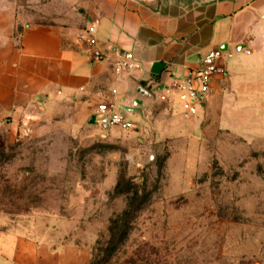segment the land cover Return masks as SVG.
<instances>
[{"label":"crops","instance_id":"crops-1","mask_svg":"<svg viewBox=\"0 0 264 264\" xmlns=\"http://www.w3.org/2000/svg\"><path fill=\"white\" fill-rule=\"evenodd\" d=\"M90 37L111 57L117 49L130 51L140 68L118 74L111 61H94L87 51ZM215 49L224 53L223 74L197 123V165L190 174L198 170L201 143L212 132L259 140L264 126V0H0V133L14 142L27 130L46 128V122L64 112L74 127L122 132L101 126L96 109L104 101L128 108L130 79L158 94L146 115L142 112L145 119L158 104L172 112L171 122L179 121L183 103L174 96L159 101L165 93L155 87L172 86ZM131 111L137 115L141 109ZM90 194L81 189L70 202L76 208L72 217L54 216L57 224L45 225V230L69 229L65 243L4 230L7 218L0 216V264H89L91 246L72 242L69 235L82 222V204Z\"/></svg>","mask_w":264,"mask_h":264},{"label":"rangeland","instance_id":"rangeland-1","mask_svg":"<svg viewBox=\"0 0 264 264\" xmlns=\"http://www.w3.org/2000/svg\"><path fill=\"white\" fill-rule=\"evenodd\" d=\"M146 107L130 115L129 131L74 127L64 112L14 142L0 133V216L29 237L65 243L69 229L45 225L74 212L70 202L81 189L92 192L82 204L86 216L69 235L91 246L92 262L101 233L108 240L109 218L126 207L115 193L126 172L136 183L146 178L154 192L105 264H264V126L253 142L212 132L190 174L203 107L193 116L178 113L175 122L158 104L145 119Z\"/></svg>","mask_w":264,"mask_h":264},{"label":"built area","instance_id":"built-area-1","mask_svg":"<svg viewBox=\"0 0 264 264\" xmlns=\"http://www.w3.org/2000/svg\"><path fill=\"white\" fill-rule=\"evenodd\" d=\"M94 32V25L90 28ZM88 53L94 61L109 60L112 63L113 69L116 73L123 72L131 75L135 70L140 68V64L134 61L133 54L130 51H121L119 49L113 51V57L109 53L102 52L97 47V40L90 37L88 40ZM247 53H250L248 50ZM224 53L220 49H215L205 55L201 61V65L196 70H191L181 80L173 83L172 86L166 89L155 87V90L163 92L160 97L164 102H170L171 97L177 99L184 105V113L187 116L196 115L199 107H203L209 97L214 93V82L219 75L223 74V68L220 61ZM155 98L156 95L154 94ZM96 114L99 117V124L105 128L110 129L118 127L123 131L132 130L135 123L131 120L130 115L126 109L114 101H104L97 106Z\"/></svg>","mask_w":264,"mask_h":264},{"label":"trees","instance_id":"trees-1","mask_svg":"<svg viewBox=\"0 0 264 264\" xmlns=\"http://www.w3.org/2000/svg\"><path fill=\"white\" fill-rule=\"evenodd\" d=\"M143 85H146L145 83ZM164 159H162L157 166L160 172L165 168ZM135 177H128L126 172L119 174L117 179V185L115 188L116 196L126 198V207L120 213H113L109 218V224L107 227V233L109 235L108 240H104L105 233H101V240L95 247L94 260H90L89 264H105L110 262L112 257L115 256L122 244L129 238L130 231L134 221L140 215V212L144 209L147 203L151 200L154 191L148 188V181L143 178L141 183H136ZM56 206L61 205L60 203ZM73 211L66 213H60L58 217H72ZM86 210H84V216ZM4 230H13L10 226L5 224L2 226ZM93 254V252H92ZM103 255V256H101Z\"/></svg>","mask_w":264,"mask_h":264},{"label":"water","instance_id":"water-1","mask_svg":"<svg viewBox=\"0 0 264 264\" xmlns=\"http://www.w3.org/2000/svg\"><path fill=\"white\" fill-rule=\"evenodd\" d=\"M154 4V3H153ZM130 97L128 99V108L126 110L130 113L131 109H143L155 100V95L147 87L130 79Z\"/></svg>","mask_w":264,"mask_h":264}]
</instances>
